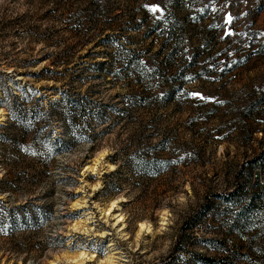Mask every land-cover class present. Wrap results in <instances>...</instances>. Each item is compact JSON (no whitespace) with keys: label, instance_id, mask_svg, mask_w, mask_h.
Listing matches in <instances>:
<instances>
[{"label":"rangeland","instance_id":"rangeland-1","mask_svg":"<svg viewBox=\"0 0 264 264\" xmlns=\"http://www.w3.org/2000/svg\"><path fill=\"white\" fill-rule=\"evenodd\" d=\"M0 264H264V0H0Z\"/></svg>","mask_w":264,"mask_h":264},{"label":"bare ground","instance_id":"bare-ground-1","mask_svg":"<svg viewBox=\"0 0 264 264\" xmlns=\"http://www.w3.org/2000/svg\"><path fill=\"white\" fill-rule=\"evenodd\" d=\"M95 166L94 167H96V163L94 164ZM92 170H94V168L92 169ZM114 208H115V205H114V203L111 205V208L107 211L108 213H107V215H110L111 213H112V210H114ZM118 218H121L120 216L118 217ZM121 221V220H120ZM140 231H142V229L144 228V225L142 224V225H140ZM147 228V227H146ZM85 257V254H80V255H77V257L76 258H78V259H83ZM93 257V256H92ZM77 260V259H76Z\"/></svg>","mask_w":264,"mask_h":264}]
</instances>
